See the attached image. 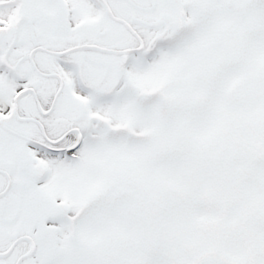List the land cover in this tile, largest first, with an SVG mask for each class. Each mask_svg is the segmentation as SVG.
Masks as SVG:
<instances>
[{
  "label": "snow or ice",
  "instance_id": "6c2138e0",
  "mask_svg": "<svg viewBox=\"0 0 264 264\" xmlns=\"http://www.w3.org/2000/svg\"><path fill=\"white\" fill-rule=\"evenodd\" d=\"M0 264H264V0H0Z\"/></svg>",
  "mask_w": 264,
  "mask_h": 264
}]
</instances>
